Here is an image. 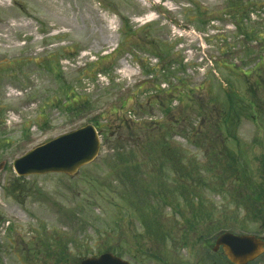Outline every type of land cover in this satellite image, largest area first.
I'll return each instance as SVG.
<instances>
[{"label":"rangeland","instance_id":"374dc122","mask_svg":"<svg viewBox=\"0 0 264 264\" xmlns=\"http://www.w3.org/2000/svg\"><path fill=\"white\" fill-rule=\"evenodd\" d=\"M2 1L0 264H195L203 234L264 236V0ZM93 117L101 151L75 175L13 170Z\"/></svg>","mask_w":264,"mask_h":264},{"label":"water","instance_id":"95a60500","mask_svg":"<svg viewBox=\"0 0 264 264\" xmlns=\"http://www.w3.org/2000/svg\"><path fill=\"white\" fill-rule=\"evenodd\" d=\"M100 139L93 126L60 136L15 162L20 176L32 174L65 173L75 175L78 170L93 162L100 153ZM216 247H223L233 264H247L263 253L264 241L252 236L225 233L217 239ZM82 264H128L109 254L89 259Z\"/></svg>","mask_w":264,"mask_h":264},{"label":"trees","instance_id":"16d2710c","mask_svg":"<svg viewBox=\"0 0 264 264\" xmlns=\"http://www.w3.org/2000/svg\"><path fill=\"white\" fill-rule=\"evenodd\" d=\"M258 66H261V64L260 65H258ZM257 66V67H258ZM71 106H72V104H71ZM72 110H75L73 107H72ZM254 111H255V109H253ZM250 111H252V110H250ZM81 113V112H80ZM255 114H258V112H257V110H256V113ZM260 115H262L263 116V114H260ZM256 119L258 118L257 116H254ZM263 118V117H262ZM94 122L96 123V126L97 127H99V123H98V121L97 120H95L94 119ZM169 145H166L164 142H162V144L161 145H159V150H157V154L158 153H160L161 154V156H162V158L163 159H166V161L167 160H169V159H171L173 156H175V154L177 153V151H170V148L168 147ZM169 149V150H168ZM230 165V164H229ZM229 165H228V167H229ZM173 169H175V171L173 172V173H175V174H179V176H181V177H188V176H190L191 178H193L192 177V174H190L189 172H186V170H183V169H181V168H179V167H177L176 166V164H174V166H173ZM228 171V170H227ZM248 183H246V184H244V185H247ZM240 187H241V184H240ZM239 187V188H240ZM248 186H246V188H247ZM241 189V188H240ZM169 190H171V189H169ZM176 191L174 190V193H175ZM262 192L263 191H261V194H262ZM263 197H264V193H263V195H262ZM262 196H258V193L257 194H255V192L250 196V200H251V202H253V203H255V201H257V200H259L260 202L261 201H263L262 200Z\"/></svg>","mask_w":264,"mask_h":264},{"label":"flooded vegetation","instance_id":"af4514ba","mask_svg":"<svg viewBox=\"0 0 264 264\" xmlns=\"http://www.w3.org/2000/svg\"><path fill=\"white\" fill-rule=\"evenodd\" d=\"M204 264H225V260H223L220 252H217L215 255H212V257L207 256V262Z\"/></svg>","mask_w":264,"mask_h":264},{"label":"bare ground","instance_id":"6f19581e","mask_svg":"<svg viewBox=\"0 0 264 264\" xmlns=\"http://www.w3.org/2000/svg\"><path fill=\"white\" fill-rule=\"evenodd\" d=\"M0 2H3L2 0H0ZM26 27H29V25H26Z\"/></svg>","mask_w":264,"mask_h":264}]
</instances>
